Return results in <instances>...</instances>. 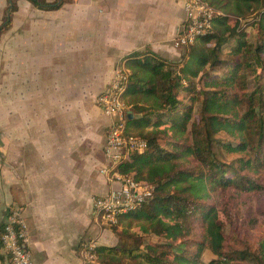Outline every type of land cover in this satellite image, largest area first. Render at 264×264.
Instances as JSON below:
<instances>
[{
	"label": "trees",
	"instance_id": "16d2710c",
	"mask_svg": "<svg viewBox=\"0 0 264 264\" xmlns=\"http://www.w3.org/2000/svg\"><path fill=\"white\" fill-rule=\"evenodd\" d=\"M8 1L0 35L18 7ZM29 1L47 10L66 2ZM205 1L225 16L183 46L180 61L147 48L118 66L134 114L128 130L148 142L118 170L147 180L154 196L121 215L122 228L109 226L123 246L83 244L99 264H264V237L256 247L234 235L237 246L225 228L247 212L259 223L239 201L264 192V0ZM4 231L0 222V261Z\"/></svg>",
	"mask_w": 264,
	"mask_h": 264
},
{
	"label": "crops",
	"instance_id": "0c3cea01",
	"mask_svg": "<svg viewBox=\"0 0 264 264\" xmlns=\"http://www.w3.org/2000/svg\"><path fill=\"white\" fill-rule=\"evenodd\" d=\"M17 5L0 35V222L9 209L23 211L37 264H87L83 244L112 234L93 198L116 184L105 155L111 119L96 98L134 51L180 61L185 9L178 0ZM8 9L0 0V26Z\"/></svg>",
	"mask_w": 264,
	"mask_h": 264
},
{
	"label": "built area",
	"instance_id": "2783aa9c",
	"mask_svg": "<svg viewBox=\"0 0 264 264\" xmlns=\"http://www.w3.org/2000/svg\"><path fill=\"white\" fill-rule=\"evenodd\" d=\"M178 1L183 3L186 13L176 38V44L181 47L193 44L199 35L214 27L219 17L225 16L205 0ZM127 79V73L117 67L109 86L98 97L99 107L111 119L105 155L112 163V180L116 184L107 194L94 197L93 207L97 220L108 226L117 225L121 215L137 210L154 196V186L147 180H138L118 170L133 153H143L148 148L145 138L128 130L126 116L130 106L124 99ZM107 170L110 171L109 168ZM1 223L5 226L2 251L12 264H37L28 246L29 228L23 211L20 208L9 209ZM94 246L91 244L90 247ZM89 256L94 257L90 253Z\"/></svg>",
	"mask_w": 264,
	"mask_h": 264
},
{
	"label": "rangeland",
	"instance_id": "374dc122",
	"mask_svg": "<svg viewBox=\"0 0 264 264\" xmlns=\"http://www.w3.org/2000/svg\"><path fill=\"white\" fill-rule=\"evenodd\" d=\"M69 1V0H68ZM251 30V34L254 33V31L252 29ZM180 50H183L182 48ZM181 57V54H180ZM1 85V82H0ZM1 88V86H0ZM100 94H98L96 100H97V105H98V97ZM127 103V101H126ZM108 131V130H107ZM240 203V208L242 209L241 212L243 213L244 210L248 209V208H252L253 210V217H256L259 220V223L256 227H251L249 225V223L247 222V213L243 214V215H239V221L237 223L231 224L227 221V226L226 228V234L229 237V242L234 243V235H238L241 238H244L251 246H258V242L260 241L261 238L264 237V224H263V218H264V192L262 193H256V194H249V195H243L239 201ZM118 227L122 228V223L120 222L118 224ZM103 228H108L112 234L111 236L105 235V238L103 239V241L100 244L103 245H117V246H123L125 243L121 240V238L119 237V235H117L115 232H113L111 230V228L107 225L102 226ZM113 233L115 234V239L113 236ZM97 239L91 237L88 240V245L94 244L95 246L99 245L97 243ZM235 245L239 246L240 242H236L234 243ZM86 249V248H85ZM84 249V250H85ZM85 254V258L87 259V264H99L97 262V260L94 257L89 256V251L86 250ZM213 257L212 253L210 251H206L203 255V258L205 261L210 260Z\"/></svg>",
	"mask_w": 264,
	"mask_h": 264
},
{
	"label": "water",
	"instance_id": "95a60500",
	"mask_svg": "<svg viewBox=\"0 0 264 264\" xmlns=\"http://www.w3.org/2000/svg\"><path fill=\"white\" fill-rule=\"evenodd\" d=\"M133 117H134L133 111L130 110V111H129V118L132 119Z\"/></svg>",
	"mask_w": 264,
	"mask_h": 264
}]
</instances>
